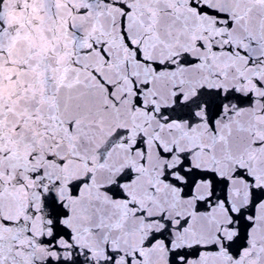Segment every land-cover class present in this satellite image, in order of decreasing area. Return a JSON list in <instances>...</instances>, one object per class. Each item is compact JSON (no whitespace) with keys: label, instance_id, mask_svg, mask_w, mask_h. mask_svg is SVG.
<instances>
[{"label":"snow or ice","instance_id":"1","mask_svg":"<svg viewBox=\"0 0 264 264\" xmlns=\"http://www.w3.org/2000/svg\"><path fill=\"white\" fill-rule=\"evenodd\" d=\"M0 264H264V0H0Z\"/></svg>","mask_w":264,"mask_h":264}]
</instances>
